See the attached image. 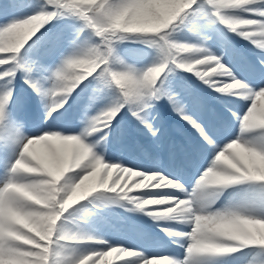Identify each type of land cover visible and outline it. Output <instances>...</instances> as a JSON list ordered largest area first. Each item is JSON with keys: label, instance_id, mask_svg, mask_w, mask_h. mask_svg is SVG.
Returning <instances> with one entry per match:
<instances>
[{"label": "clouds", "instance_id": "obj_1", "mask_svg": "<svg viewBox=\"0 0 264 264\" xmlns=\"http://www.w3.org/2000/svg\"><path fill=\"white\" fill-rule=\"evenodd\" d=\"M194 2L34 0L30 13L0 24V123L14 122L18 130L14 155L0 175V264H221L244 249L253 255L243 264H264L256 254L264 251V202L229 197L217 206L233 186L264 190V82L238 76L225 62V53L210 46L207 32L198 33V42L175 39L177 21ZM204 3L205 26H223L264 57V0ZM64 17L80 22L75 35L48 75L35 78V60L26 46L45 25ZM86 31L90 35L81 38ZM137 40L155 49L150 63L137 65L120 53L121 43ZM177 69L247 104L243 112L228 109L237 131L191 188L163 171L106 156L121 101L134 102L129 111L136 117L156 98V84L165 71ZM18 72L40 98L46 123L90 77L94 91L108 88L114 95L103 107L85 111L77 131L49 126L29 134L24 121L15 120L10 111ZM6 76L12 79L5 81ZM149 131L155 135L158 129ZM201 137L215 142L207 133ZM83 202L94 209L116 205L145 215L184 254H149L141 247L110 242L85 226L83 212L91 209Z\"/></svg>", "mask_w": 264, "mask_h": 264}, {"label": "rangeland", "instance_id": "obj_2", "mask_svg": "<svg viewBox=\"0 0 264 264\" xmlns=\"http://www.w3.org/2000/svg\"><path fill=\"white\" fill-rule=\"evenodd\" d=\"M0 8L3 9V14H0V24H3L15 13L11 12L8 0H0ZM31 11L32 8L22 10L19 15L23 16ZM246 15L253 16L254 14L246 13ZM60 19H54L53 22L56 23ZM201 31L207 32L212 36V40L209 41L210 46L217 53L221 51L225 53V62L229 64L238 76L243 79H248L252 83L264 82V65H261L260 60L256 58H264L262 54L248 41L235 34L228 33L223 26L217 25L214 28H208L202 22L195 29L181 28V30L174 33V37L180 41L198 42V33ZM74 35L75 31L60 29L55 32L49 31L48 34L42 37L41 42L32 49L33 59L35 60V66L32 72L33 77L42 80L44 76L48 75V69L55 65L61 53L69 47V41ZM89 35V32L86 31L82 34L81 38L88 37ZM119 51L126 59L137 65L150 63L155 56V49L142 40L125 41L119 45ZM179 73L185 76V82L177 79L176 74ZM168 74L174 75L171 77L169 84H167V80L165 81L166 87L170 92L178 96L186 110L196 118H200L201 113L207 115L212 112L216 116L217 112H214L208 106H203L206 97L210 99L216 109H219L220 105H223L235 111L243 112L247 107L245 102L237 98L222 96L201 82L192 73L177 69L175 72ZM23 75V73L18 72L13 80V100L10 102L11 115L17 104L20 105V110H25L27 106L33 104V98L29 94L28 87L23 80ZM94 88L95 81L93 78L81 84L72 93L64 108L60 109V112L67 115V122L62 126H58L57 122L49 126L65 131H77L79 129L78 123L81 122V117L85 111H95L109 103L113 98L114 92L111 90L106 98L99 100L93 106ZM151 116L154 128L158 129L155 135L137 117L132 115L127 106L123 107L114 119L107 138V158L114 161H121L128 166L143 170L163 171L167 175L182 179L191 188L195 177L207 166V162L211 158L210 146L196 132L192 137L195 143L191 149L188 150L183 147L185 159L182 161H173L171 158L166 163L160 155L162 152L161 140L164 138L165 146L169 147L168 149H173L175 146L182 145L179 139L188 137V133L174 122V120L183 118L174 110L172 104L166 97H162L160 100L153 102ZM222 116L226 122L222 121L221 125L224 127L220 130H214L212 125H209L207 122L201 123L206 125V128L214 134L217 142L220 144H223L226 139L234 136L237 131V121L232 116V113L229 111L227 115ZM19 117H22L21 113H19ZM20 118L17 120H20ZM169 119L171 125H168ZM183 122L189 126L187 121ZM5 125L10 126L11 122L0 123V134L4 130ZM172 131H175L177 134L176 139L172 138ZM9 133L8 136H10ZM0 142V145L4 144L3 139ZM14 149L15 145H13V151L8 154L9 156L13 157ZM153 155L156 157L153 158ZM145 165H149L150 169H146ZM249 187L251 191H246L249 193L248 197L260 191L255 186L238 185L237 188L226 191L220 197L217 206L223 204L229 197L239 198L240 195H237L242 193L245 188V190H248ZM83 203L87 205V202ZM87 208L91 209V212L89 213L87 209L83 212L85 226L102 235L112 243H123L128 247H141L149 252V254L168 253L181 256L184 254L183 248L173 245L163 233L156 229V225L141 213L129 211L116 205L106 206L101 209H94L91 208V205H87ZM256 254L264 258V251H259ZM252 255L253 252L251 250L244 249L240 253L233 254L225 261H222L221 264H243Z\"/></svg>", "mask_w": 264, "mask_h": 264}, {"label": "snow or ice", "instance_id": "obj_3", "mask_svg": "<svg viewBox=\"0 0 264 264\" xmlns=\"http://www.w3.org/2000/svg\"><path fill=\"white\" fill-rule=\"evenodd\" d=\"M8 3L10 5L11 12L15 13L14 15H11L10 18L20 16L19 14L22 12V10L28 7L25 0H8ZM144 7L147 8L148 4L145 3ZM205 7L206 5L204 3V0H195V2L192 4V7L184 13V15L181 17L179 21H177L178 27L176 28V32L181 30V28L195 29L199 26L200 23L204 22L202 19V15H203ZM0 14H3L2 8H0ZM254 16L255 14L253 15V17ZM40 38H41L40 36H36V39L32 40L31 44L27 45L28 47L26 48V50L36 45L40 41ZM2 70H3V67L0 66V71ZM167 76H168V71L166 70L165 73L160 77V80L157 81L156 87L158 91L156 93V98H153L147 105H145L142 111H138L136 113L137 119H139L140 122L144 124L148 129L154 128V125L152 123V116H151L152 104L158 98L166 97L168 101L172 104L174 110H176L200 134V136H203L205 133H207L208 136L212 137V140L215 142L207 143L210 146L211 158H212L216 154V152L220 150V147L222 146V144L217 142L214 134L210 132L205 126L203 128H200L199 125L201 123L199 122L198 118L190 114L186 110V108L184 107L183 103L180 101L178 96H176L174 93L168 90L165 84ZM11 79H12L11 76L4 77L5 81L11 80ZM103 89H108V88H103ZM12 100H13V97H12ZM121 103L123 104V107L127 106L129 108V106L133 104L134 102L122 100ZM52 118L54 119V116ZM15 143H16V139L6 138L5 143L0 145V156H2L3 159L6 161L4 163V168L8 166V161L12 159V157L7 154L13 151V145H15ZM211 158L208 160L207 165L211 161ZM249 199L252 201H256V202H264V190H260L257 193H253L249 197ZM98 247H106V245H98Z\"/></svg>", "mask_w": 264, "mask_h": 264}, {"label": "bare ground", "instance_id": "obj_4", "mask_svg": "<svg viewBox=\"0 0 264 264\" xmlns=\"http://www.w3.org/2000/svg\"><path fill=\"white\" fill-rule=\"evenodd\" d=\"M256 58H257V60H260L261 57L260 58L256 57ZM27 87H28V91H29L30 96H32V98H33V104L31 106H27L25 110H20L21 107H20V105L17 104L15 106L13 114H12V117L15 120L20 118L19 117V113L22 114V117L20 118V120L24 121V130L26 132H28L29 134H37L39 132L38 130H41L42 128H45V127H49V125L53 124L54 122H57L58 126H62V125H64L67 122V115L62 113V112H60V110H59L57 113L53 114L54 119L51 118L50 122L46 123L44 121V112H43V108L41 106L40 98L32 90V88H30L28 85H27ZM210 104H211V106H210ZM203 106L204 107L208 106V107L211 108V110H214V112H217L216 116L211 112V113H208L207 115H205V113H201L199 117L203 118V119L205 118V121L207 123L211 124L212 128L214 130L222 129L224 126H222L220 124L221 122L219 121V119H220L219 117H220V115H227V113L229 112V110H228L229 108L227 106L224 107L223 105H220L219 109H216V107L214 108V106L212 105L210 99L207 98V97H206V100L203 102ZM158 118H160V117H158ZM198 120H199L200 123H202V121H203V120L201 121L199 118H198ZM27 121H28V123H27ZM183 121L186 122L185 119L174 120V122H176L182 130H185L188 133V137H184L181 140L182 146L178 145V146H175L173 149H168L165 146V143H164L165 139L163 138L161 140V142H162L161 151L162 152H161L160 155L163 157V160H165V161H168L171 158L173 159V161L178 160V159H182V155H184V153L180 149L182 147H186L189 150V149H191L192 145L195 143L194 138H191V136H193L194 133H196L197 131L190 124H189V126L185 125ZM78 125L80 127L81 126V122L78 123ZM168 125H171L170 119L168 120ZM204 126L206 127V125H204ZM4 127H5L4 130L0 134V141L3 139V141L5 143L6 138H8V139H12V138L16 139V137L18 135V130H17V127H16L15 123L11 122L10 126L9 125H5ZM8 132H10L9 133L10 136H8ZM171 133L173 134L172 138L176 139L177 138V134L175 133V131H172ZM8 154H10V153H8ZM152 157L154 158L156 156L153 155ZM5 162L6 161L3 159V157L0 156V175H2L4 173V163ZM155 165H157V164H155ZM145 168L146 169H150L149 165H145ZM237 187H238V185L237 186H233V188H230V189H234V188H237ZM245 189H243L242 193L237 195V196L240 195L239 198H242V197L249 198L248 197L249 193L246 192V191L250 192L251 191L250 187H249L248 190H245ZM156 229L159 232H161L159 230V228L156 227Z\"/></svg>", "mask_w": 264, "mask_h": 264}, {"label": "trees", "instance_id": "obj_5", "mask_svg": "<svg viewBox=\"0 0 264 264\" xmlns=\"http://www.w3.org/2000/svg\"><path fill=\"white\" fill-rule=\"evenodd\" d=\"M25 2L27 3L28 7L23 9V10H26V9H29V8H33L34 6V0H25ZM79 21L73 19V18H70V17H64V18H61L59 21H57L56 23H54L53 21H51L50 23H48L47 25H45L44 28H42L37 34L36 36H40V41L37 43L39 44L42 40V37L45 36L46 34L49 33V31H52V32H55L56 30H68V31H75L76 28H78L79 26ZM42 34V35H41ZM36 36L33 37L32 40H35L36 39ZM32 40L29 41V44L32 43ZM36 44V45H37ZM35 46V45H34ZM31 47V48H28L27 50V55L31 58H33V55H32V49L34 48ZM28 46H26L27 48ZM174 74H168V79L167 80V83L170 82L171 80V77L173 76ZM176 77L179 79V80H183V81H186V78L185 76H183L181 73L179 74H176ZM91 79V77L89 78ZM109 91H111V89H103V88H97L95 90V94L93 96V105H95L99 100H102L104 98H106L109 94Z\"/></svg>", "mask_w": 264, "mask_h": 264}]
</instances>
